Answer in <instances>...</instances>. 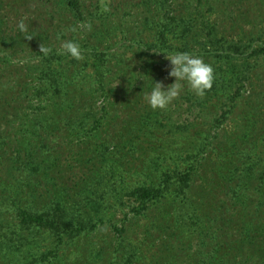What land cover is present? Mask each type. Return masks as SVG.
<instances>
[{
  "label": "trees",
  "instance_id": "16d2710c",
  "mask_svg": "<svg viewBox=\"0 0 264 264\" xmlns=\"http://www.w3.org/2000/svg\"><path fill=\"white\" fill-rule=\"evenodd\" d=\"M9 1L48 26L62 15L82 59L54 41L44 55L30 25L24 50L43 64L32 86L2 49L0 264H264V0ZM90 15L131 20L116 45L110 28L91 34ZM175 52L210 64L213 85L199 97L185 84L154 110L153 81H175L157 58ZM247 110L255 123L230 130Z\"/></svg>",
  "mask_w": 264,
  "mask_h": 264
},
{
  "label": "rangeland",
  "instance_id": "374dc122",
  "mask_svg": "<svg viewBox=\"0 0 264 264\" xmlns=\"http://www.w3.org/2000/svg\"><path fill=\"white\" fill-rule=\"evenodd\" d=\"M91 1H96V0H91ZM109 1L110 0H107V1L101 0V3L109 2ZM126 1L128 2V1H135V0H126ZM117 2L124 3L125 0H117ZM11 10L12 9H11L9 0H0V16L5 15V16H7V17L9 16L11 18L9 21H7L6 24H2L0 26V55H2V49L8 50L9 53L13 55L14 59L12 60V63L14 64V66L10 65V67H9L10 70H12V69L15 70V68H24L25 70H28L30 68V71L33 74L31 75L30 78H26L25 81L29 82L32 86H35V85H37L38 80H39V73H38V70L40 69L39 67L42 66L43 64H42L41 56L39 57L37 55V53H35V51L33 53H28L26 49L24 50V47L26 45L23 44L22 40L25 39V35L29 32V26L33 25V24L35 27H36V25L38 26V30L36 32L37 34L35 33V39H36L35 47L40 48L44 44H46L47 41H49V42L54 41V42H56L57 45H62V43L64 41H67V40H72V41L76 42L75 35L72 37V34L68 31V26L72 25V24L67 22L66 20H64V17L61 15L60 20L61 19L62 20L59 23L60 24L59 26L56 27V25H55L58 21H51V23H52L51 26H48L47 22H45V21L42 22L43 19L41 17L39 18L38 14H35V15L31 16V18L29 20H26L27 16L23 14L22 10H21L22 12H17V11L15 12V10H13V11H11ZM92 10L95 11L96 9H92ZM100 13H102L101 10H100ZM14 15H16L17 17ZM97 19H102V18L100 17ZM97 19L90 15L88 17V20H86L87 29L91 28V30H90L91 34H94V32H96L98 30L93 29V28H96L97 26H99V29H101L102 32H106V33H107V31H109V28H110L111 29V31H110L111 35L110 36L107 35L102 40L103 41L106 40L107 42H109V40L105 39V38H110L111 44L115 43L117 45V43L123 39L122 29L119 27L124 22L125 18L118 15V17L116 18L115 21L113 19V21L112 20L110 22L109 21H105V22L103 21V23H100V21H98ZM103 19H105V18H103ZM126 19L131 20V18L129 16L126 17ZM21 20H25L24 23L27 26V30L25 33H21L17 28V24ZM0 23H2V22H0ZM89 25H90V28H89ZM118 25H119V27H118ZM46 27H48V29H49L47 35H45L43 33L45 30H47ZM81 27L82 26H80V27L77 26L76 28H81ZM53 28H56L57 31L52 30ZM82 29L85 30V28H82ZM2 31L5 32V35L14 36L15 34L20 33V36L18 37V40L13 42V44L11 45L9 42H4L5 38H4ZM69 36L71 37L70 39L68 38ZM116 45H115V47H116ZM126 56H127V58H131L132 54L128 53ZM70 59H74V58L70 57ZM160 59L163 62H161ZM156 63H157L156 66H162L160 68L162 71L168 70L167 68L171 67L167 56H160V58H157ZM1 64L3 66H9L8 64L5 65V64L0 62V65ZM72 64L74 66V63H72ZM76 66H81V65L76 64ZM259 78L260 77L256 78V80L258 81ZM246 94H248V92ZM246 97H244V102L248 103ZM45 98H47V97H45ZM43 100H44V98H43ZM34 104L37 107L39 105V102L36 101ZM43 104H49V103H48V101H46ZM47 108H50L49 110L52 111V107L48 106ZM247 111L248 112H244L241 115V116H243V118L239 117L235 120L234 123L230 122V124H229L230 130H234L233 129L235 126L234 124L236 122H240V120H242V119L244 120V116H245V120L247 123H248V121H249V123L251 122L250 124L255 123V121L258 118V115L256 116L254 112H251L249 110H247ZM36 112L38 115L44 113V111H42L41 109H38ZM253 129L255 130V128L252 127V129H250V131H252ZM256 130L259 131V134H256L257 138L255 139L256 151H257V150L264 148V130H263V132H260V128H257ZM230 158L231 157L228 155L225 158L226 162H228L230 160ZM222 172H223V170H222ZM142 222L144 223L146 221L143 220ZM106 233L109 234L108 231H106ZM132 233H133L132 234L133 237L135 236V238L137 240L138 239L141 240L144 236V234L141 235V228H140V225H138V224L135 225ZM154 250H155V247L150 248L149 258H148V261H150V262L152 261V255H153Z\"/></svg>",
  "mask_w": 264,
  "mask_h": 264
},
{
  "label": "clouds",
  "instance_id": "9594fccd",
  "mask_svg": "<svg viewBox=\"0 0 264 264\" xmlns=\"http://www.w3.org/2000/svg\"><path fill=\"white\" fill-rule=\"evenodd\" d=\"M17 28L21 33H25L27 30L23 20L18 22ZM49 51L46 47H40V52L44 55H47ZM61 52L74 59H82L80 45L75 41H64L61 45ZM166 55L171 65L168 75L174 77L175 81L167 87L162 82L153 81L151 89L145 93L144 99L154 110L166 109L180 95L185 84L196 96L203 97L206 91L212 87L214 81L212 66L204 62L201 57L188 52H175Z\"/></svg>",
  "mask_w": 264,
  "mask_h": 264
}]
</instances>
